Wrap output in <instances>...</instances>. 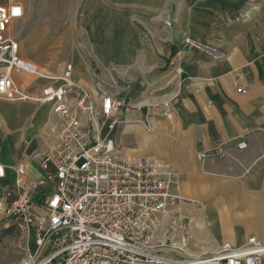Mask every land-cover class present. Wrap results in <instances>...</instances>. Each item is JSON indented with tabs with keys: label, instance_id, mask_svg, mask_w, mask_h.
Listing matches in <instances>:
<instances>
[{
	"label": "crops",
	"instance_id": "0c3cea01",
	"mask_svg": "<svg viewBox=\"0 0 264 264\" xmlns=\"http://www.w3.org/2000/svg\"><path fill=\"white\" fill-rule=\"evenodd\" d=\"M67 8L77 41L100 65L98 75L74 50L73 80L97 102L95 82L115 81L136 103L114 134L117 154L176 171L175 192L204 204L181 209L206 250L250 235L264 242V0H68ZM13 77L32 95L49 82ZM54 121L47 102L0 98V187L13 185L20 164L23 187L44 177L39 156L55 140L47 132ZM239 141L246 148L237 149ZM219 144L229 153L199 159Z\"/></svg>",
	"mask_w": 264,
	"mask_h": 264
},
{
	"label": "built area",
	"instance_id": "2783aa9c",
	"mask_svg": "<svg viewBox=\"0 0 264 264\" xmlns=\"http://www.w3.org/2000/svg\"><path fill=\"white\" fill-rule=\"evenodd\" d=\"M23 15L21 2L0 0V98L49 103L55 140L39 156L44 177L23 187L20 164L13 185L0 187V216L14 227L21 253L13 264H264V242L253 235L212 251L194 242L192 217L181 204H204L175 192L176 171L148 158L129 162L116 152L114 134L124 111L136 104L130 95L97 80V102L73 80L71 63L60 75L42 71L22 55L13 34ZM16 73L49 82L32 95L16 83ZM163 107L170 117L169 101ZM230 149L219 144L198 157L203 161Z\"/></svg>",
	"mask_w": 264,
	"mask_h": 264
},
{
	"label": "rangeland",
	"instance_id": "374dc122",
	"mask_svg": "<svg viewBox=\"0 0 264 264\" xmlns=\"http://www.w3.org/2000/svg\"><path fill=\"white\" fill-rule=\"evenodd\" d=\"M21 1H23L24 15L14 22L13 34L20 42L22 53L30 57L27 59L38 63L42 71L57 75L67 63H72L71 55L74 50H78L85 56L89 69L99 75V63L76 39V30L71 25L76 17L67 8L68 0ZM109 65L111 66L108 77L111 78V75H115V62ZM106 84L108 90L126 93L120 88V83L114 81ZM47 132L52 136L54 134L50 128H47ZM46 139L48 137L44 140ZM54 139L53 136L52 141ZM16 241L14 227L0 216V264H13L18 260L21 253ZM205 249L206 247H203V250Z\"/></svg>",
	"mask_w": 264,
	"mask_h": 264
},
{
	"label": "snow or ice",
	"instance_id": "6c2138e0",
	"mask_svg": "<svg viewBox=\"0 0 264 264\" xmlns=\"http://www.w3.org/2000/svg\"><path fill=\"white\" fill-rule=\"evenodd\" d=\"M18 11V10H17Z\"/></svg>",
	"mask_w": 264,
	"mask_h": 264
}]
</instances>
